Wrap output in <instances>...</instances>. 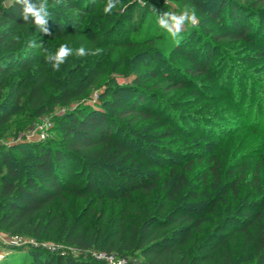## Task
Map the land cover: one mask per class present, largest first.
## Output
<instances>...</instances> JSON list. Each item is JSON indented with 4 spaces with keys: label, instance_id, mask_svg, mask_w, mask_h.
Listing matches in <instances>:
<instances>
[{
    "label": "trees",
    "instance_id": "trees-1",
    "mask_svg": "<svg viewBox=\"0 0 264 264\" xmlns=\"http://www.w3.org/2000/svg\"><path fill=\"white\" fill-rule=\"evenodd\" d=\"M174 1L188 3L191 8L203 11L200 0ZM246 1L219 0L218 4L222 9L231 7L234 17L239 18L236 11ZM82 2L65 0L63 8L76 11V15L68 18L72 24L69 26L57 12L58 9L50 7L52 16L48 23L47 37L64 40L77 32L79 27H74L79 22L76 16L79 15L83 22L90 11L88 1ZM143 3L141 5L138 0H121L117 5L121 9L130 5L127 12L131 6L134 9L140 6L138 18L127 24L131 32L138 29L146 13L167 11L160 0H143ZM0 11L5 20L4 33L7 37L16 36L21 28L27 26L35 29L23 21L20 15L22 7L14 4V1L9 5H2L0 1ZM118 12L113 11L115 15ZM128 14H119V24L122 20L131 19ZM109 28L107 23L102 24L99 39ZM250 32L251 28L245 23L236 30H230L226 38H251ZM116 44L121 46V42L112 43L114 46ZM43 53L38 46L36 51L19 55L17 49L12 47L0 55V93L7 84V77L14 70H21L28 77L18 83L19 89L14 92V97L10 94L12 103L9 95V99L0 103V126L7 124L11 118L13 111L7 109L12 104L20 111L26 106L24 110L38 116L46 113L51 105L84 99L101 86L106 89L101 95L104 110L81 105L69 110L59 122L58 139L18 145L16 150L20 157H14L0 147L1 227L11 232L26 230L39 238L58 232L67 244L78 250L94 248L123 257L133 251H140L148 264H236L240 260L248 264H264V189L243 192L237 188V180L232 183L234 189H224L227 168L225 170L224 162L219 160L218 154L207 159L201 171L203 183L199 189L191 186L190 174L194 170L195 157L198 156L200 164L203 162L204 156L200 154L192 155L190 160L183 163L185 168L182 171L175 167L168 173L160 170V174L145 169L134 171L139 160L148 162L153 168L157 167L152 157L141 152V149H161L150 141L154 128L160 130L164 127L161 133L166 138L178 134H181L180 139L188 138L177 117L172 121L152 109L151 105L160 101L145 85L158 76L154 70L148 72L150 79L137 71L132 85L119 86L113 85L115 80L106 71L103 61L93 62L91 55L86 56L87 60L93 62L92 65L88 66L87 61L82 63L84 61L72 55L54 74L45 63ZM208 59L203 58L202 64L199 61L195 63L194 68L200 75L209 74ZM73 63L75 66L71 68ZM34 64L42 69L40 73L31 70ZM80 69L82 75L76 80L74 75ZM56 75L59 77L58 84L51 87V93L47 94L46 89L52 85ZM171 84L173 89H178L185 81L174 80ZM133 90L136 92L135 97L126 93ZM250 126L254 131L263 132L259 131L256 123ZM145 127L150 128V135L143 131ZM189 142L192 146V141ZM136 145L140 148H135ZM190 146L185 145L180 151L184 152ZM164 159H167L166 155ZM78 166L81 169L75 172ZM246 167L241 165L238 169L235 162L230 173L241 170L244 175L249 168ZM75 176L83 182L76 181ZM100 178L116 189H112L113 192L103 189L101 191L105 192L102 194L98 192L95 186L100 183ZM256 178L259 179V176ZM116 180H120L124 187L120 188ZM159 181L162 182L161 189ZM67 193L81 200L98 195L109 201H120L118 205L125 202H122L124 205L121 213L110 222L105 220L104 211V219L95 224V209H91L88 214L81 212L67 217L60 209L56 210L57 203L62 207L69 203ZM229 195L233 197L231 203L227 201ZM101 202L102 199L98 201L100 205ZM229 225H232V229L227 228ZM238 238H242L244 243L243 255L237 253L232 245ZM31 257V264H107L94 258L82 261L71 255H56L43 249L33 251Z\"/></svg>",
    "mask_w": 264,
    "mask_h": 264
},
{
    "label": "rangeland",
    "instance_id": "rangeland-1",
    "mask_svg": "<svg viewBox=\"0 0 264 264\" xmlns=\"http://www.w3.org/2000/svg\"><path fill=\"white\" fill-rule=\"evenodd\" d=\"M0 1L2 5H9L14 0ZM86 1H88L89 13L83 22L79 15L76 16L79 22L74 24V27L78 26L79 30L64 40L60 38L52 40L30 26L21 28L16 36L7 37L4 33L5 20L0 11V55L12 47L17 49L19 55H24L31 50L36 51L38 46L33 45L41 43L43 48L52 52L65 43L73 49L83 46L85 49L90 47L94 50L100 47L102 52L98 55H91L92 61L102 60L106 71L115 80L113 85L119 86L132 85L137 71L141 72L146 79H150L148 72L154 70L158 76L148 81L145 86L152 95L158 97L160 102L156 101L151 107L163 114L166 119L170 118L173 121V118L177 117V121L184 127V133L188 135L186 136L188 138L180 139L181 134L166 138L161 133L165 130L164 127L160 130L154 128L150 141L159 145L161 149L155 151L141 149V152L152 157L157 167L153 168L148 162L132 158L138 161V166L134 171L141 172L145 169L147 172L153 171V173L160 174L163 170H165L164 173H168L173 167L182 171L185 168L183 167L185 162L190 160L192 155L200 154L204 156V160L200 164L198 156L195 157L194 170L190 174L191 186L199 189L203 183L200 178L201 171L206 166L207 159L213 154H218L219 160L224 162L225 170L227 168L224 189H234L232 186L234 180L238 181L237 188L242 189L243 192L264 189V12L260 13L264 10V2H261L263 0L244 2V6L236 11L239 18L234 17L231 7L222 9L218 4L219 0H200L203 8L201 12L197 8H191L188 3L160 0L167 11L179 14L187 9L195 16L196 23L194 25L188 23L184 26L181 33L182 39L178 42L159 28L156 19L161 11L146 13L144 19L138 24V29L131 32L127 24L130 20L133 22L138 18L137 12L140 6L136 9L131 6L129 12L126 9L130 5L122 9L116 7L110 14H105L106 0H83L82 3ZM138 1L144 5L143 0ZM64 3L65 0H49L50 6L58 9L57 12L69 26L71 20L69 21L68 18L76 15V11L65 10ZM113 11H119L118 15H115ZM125 12L129 13L131 19L122 20L119 24L121 17L119 14ZM105 23L110 27V31L106 29V34L99 39L100 28ZM245 23L251 28V38H226L230 30H236ZM117 41L121 42V46L112 45ZM190 52L193 54L190 55ZM42 57L46 63L44 53ZM203 58L208 59L210 70L208 75H200L194 68L197 61L202 64ZM76 59L84 61L82 63L87 61L88 66L93 63L87 60V56ZM46 64L55 74L51 64L48 62ZM73 66H75L74 63L71 68ZM31 70L36 73L42 71L37 64H34ZM80 75H82L81 69L74 75V79L77 80ZM58 78L56 75L51 82L52 85L48 86L47 94L51 93V87L54 88L58 84ZM23 79H28V77L21 70H14L9 74L7 84L0 93V103L6 100L8 95L10 102H13L10 94L12 93L14 97V92L16 93L19 89L18 83ZM174 80L185 81V84L178 89H173L171 82ZM105 90V86H101L91 91L84 99L73 100L68 104L51 105L46 113L38 116H33L31 112L24 110L26 106H22L23 110L20 111L12 104L7 109V111H13L11 118L7 124L0 126V147L4 151H9L12 156L20 157V153L16 150L18 145L58 139L59 122L69 110L76 109L80 105L95 110H104L101 95ZM126 93L136 96L134 90L129 91L130 94ZM251 123H256L259 131L263 132L252 130ZM146 127L143 131L149 134L150 128ZM42 133L45 138H42ZM189 141H192V146ZM141 145L143 147V144ZM185 145L190 146L184 150L186 153L180 151V148ZM135 148L139 149L140 146L136 145ZM166 152L168 154H165ZM164 155L167 159H164ZM235 162L237 168L241 165L249 167L244 175L241 170L230 173ZM127 165L123 166L127 167ZM80 169L78 166L75 172ZM256 176H259V179ZM74 179L79 183L83 182L76 176ZM116 181L120 188L124 187L121 186L120 180ZM159 186L161 189V181H159ZM95 189L102 194L105 191L113 192L112 189L116 187L100 178V183L95 186ZM103 189L106 190L102 192ZM66 195L69 203L65 207L57 203L56 210L60 209L67 217L81 212L88 214L91 209H95L96 215L93 218L95 224L104 219V211H106L105 220L110 222L121 213L120 210L124 205L122 202H125L122 201V205H118L120 201H109L98 195L90 196L92 198L89 197L87 200H81L68 193ZM113 196L116 197L115 194ZM232 198L231 195L227 196V201L233 202ZM100 199H102L101 205L98 203ZM81 219L85 222L84 217ZM231 227L232 225H229L227 228L232 229ZM49 235L55 237L44 235L39 238L26 230L11 232L0 226V244L3 253L0 264H31L32 252L38 249L49 250L56 255H71L82 261L94 258L107 264H148L140 251H133L123 257L116 253L106 254L94 248L78 250L67 244L58 232H55V235L53 232ZM15 237H19L17 243L12 242ZM241 240L242 238H238L236 243H232L233 248L237 249L239 254H242L244 248ZM237 261L238 259L235 260ZM236 264L248 263L240 260Z\"/></svg>",
    "mask_w": 264,
    "mask_h": 264
},
{
    "label": "clouds",
    "instance_id": "clouds-1",
    "mask_svg": "<svg viewBox=\"0 0 264 264\" xmlns=\"http://www.w3.org/2000/svg\"><path fill=\"white\" fill-rule=\"evenodd\" d=\"M119 3L120 0H107L104 8L105 14H110ZM14 4H18L22 7L20 15L26 24L30 23L35 27L37 32L45 35L49 34L48 23L52 16L49 0H35V2H33V0H14ZM156 22L159 28L163 29L173 40L178 42L182 39L181 33L184 26L188 23L194 25L196 20L194 14H190V11L185 9L179 14L171 11L159 12ZM33 46H39L42 49L46 61L50 63L52 68L56 71H59L61 66L67 61V58L72 55L84 57L86 55H98L102 52L100 48L89 50L85 49L83 46L78 49H73L67 43L61 44L55 52L43 48L42 43Z\"/></svg>",
    "mask_w": 264,
    "mask_h": 264
},
{
    "label": "built area",
    "instance_id": "built-area-1",
    "mask_svg": "<svg viewBox=\"0 0 264 264\" xmlns=\"http://www.w3.org/2000/svg\"><path fill=\"white\" fill-rule=\"evenodd\" d=\"M42 138H45L44 133H42ZM14 241H12L13 243H17L19 240V237H15V239H13ZM3 258V253H2V249H1V244H0V259Z\"/></svg>",
    "mask_w": 264,
    "mask_h": 264
}]
</instances>
